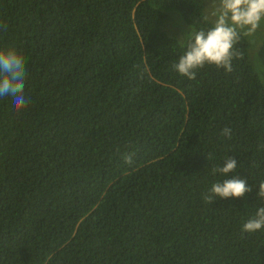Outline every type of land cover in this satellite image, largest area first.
<instances>
[{
  "label": "trees",
  "instance_id": "1",
  "mask_svg": "<svg viewBox=\"0 0 264 264\" xmlns=\"http://www.w3.org/2000/svg\"><path fill=\"white\" fill-rule=\"evenodd\" d=\"M157 4L214 26L204 0H0V50L24 58L28 99L0 112V264H264V228L242 231L264 206L249 42L230 72L190 79L173 65L191 41ZM228 156L252 191L208 203Z\"/></svg>",
  "mask_w": 264,
  "mask_h": 264
},
{
  "label": "clouds",
  "instance_id": "2",
  "mask_svg": "<svg viewBox=\"0 0 264 264\" xmlns=\"http://www.w3.org/2000/svg\"><path fill=\"white\" fill-rule=\"evenodd\" d=\"M262 20H264V0H220L214 26L207 31L189 33L191 42L179 61L173 65L174 70L190 79H194L195 70L205 64L230 72L231 61L238 55L234 51V45L240 35L238 29H246L247 34H250L260 26ZM0 28L6 30L7 25L0 24ZM24 86V58L14 50H0V102L11 101V103H0V112L15 114L26 107L28 99L24 94ZM230 133L231 129L228 127L221 130V134L229 138ZM125 160L131 163V155L126 156ZM236 169L235 156H228L222 167L213 169L214 174L219 173L226 178L211 185L209 192L203 197L208 203L217 197L241 198L252 191L246 180L236 176L228 178V174L236 172ZM257 196L264 200V181L259 182ZM262 228H264V206L259 207L255 215L243 224L242 231L252 233Z\"/></svg>",
  "mask_w": 264,
  "mask_h": 264
},
{
  "label": "rangeland",
  "instance_id": "3",
  "mask_svg": "<svg viewBox=\"0 0 264 264\" xmlns=\"http://www.w3.org/2000/svg\"><path fill=\"white\" fill-rule=\"evenodd\" d=\"M219 2L220 0H205L204 3L203 14L212 24H214L216 20ZM157 6L166 14L162 29L169 34L175 35L181 43L187 40L190 32H195V28L184 21L181 11L169 5L157 4ZM238 32L240 35L247 38L249 42L250 59L264 83V20H262L260 26L250 34H247L246 29H238Z\"/></svg>",
  "mask_w": 264,
  "mask_h": 264
}]
</instances>
